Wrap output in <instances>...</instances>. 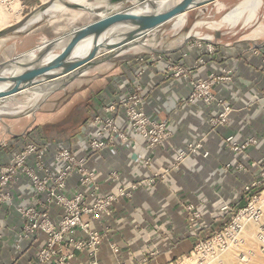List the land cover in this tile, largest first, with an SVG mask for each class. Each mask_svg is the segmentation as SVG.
Instances as JSON below:
<instances>
[{
  "label": "crops",
  "instance_id": "0c3cea01",
  "mask_svg": "<svg viewBox=\"0 0 264 264\" xmlns=\"http://www.w3.org/2000/svg\"><path fill=\"white\" fill-rule=\"evenodd\" d=\"M33 2L35 0H24V4L20 1L13 7L18 13V10L31 9ZM92 22H82L56 36L42 33L45 36L42 41L28 49L25 48L27 38L38 29L11 44L6 43L7 39L1 40L4 49L0 51V57L4 55V60L0 65L32 51L45 41ZM158 56H162L163 61L152 63L150 59ZM139 57H145L147 61L139 62ZM262 57L264 43L254 44L250 39H242L234 45L214 44L213 53L195 43L175 53L143 52L136 54L131 62L122 61L114 72L73 93L68 105H73L75 98L85 92L99 90L97 96L94 95V116L118 98L139 92L144 110L153 119L165 122L170 133L156 151H151L145 141L137 139L116 151L107 149L90 160L89 166L96 171L102 194L114 193L136 183L140 185L131 198H121L105 220L109 231L98 255L99 264L177 263L188 257L197 245L210 241L225 228L236 215L234 205L244 195L248 200L244 188L259 175L264 163ZM200 58L205 59L204 65L198 64ZM170 64L176 65V70L183 69L185 74L176 77ZM212 75L220 79L214 87V103L188 101L191 81L206 80ZM227 78L230 79L225 80ZM76 83L63 93H70ZM222 103L230 105L232 112L227 124L214 126L213 120L223 111ZM32 122L11 125L7 137L20 138L32 132L47 144L58 139H47L39 133L41 127L56 123L43 122L33 126ZM88 127L89 124L85 129ZM229 138H233L235 144H244L249 139H254L255 143L241 153L236 152L232 144L228 145ZM71 139L67 138L70 148H75L82 138L76 144ZM182 152L185 156L178 160ZM113 172L119 173L118 180L112 179ZM225 207L228 209L224 210ZM196 213L200 218L196 219ZM104 223L92 222V228L101 230ZM114 247L118 253L114 252ZM9 250L1 252L3 264L11 260ZM73 264H90L87 253L78 254Z\"/></svg>",
  "mask_w": 264,
  "mask_h": 264
},
{
  "label": "built area",
  "instance_id": "2783aa9c",
  "mask_svg": "<svg viewBox=\"0 0 264 264\" xmlns=\"http://www.w3.org/2000/svg\"><path fill=\"white\" fill-rule=\"evenodd\" d=\"M20 1L0 0V11L11 12ZM205 47L213 53L212 45ZM255 55L259 56V52L255 51ZM137 60L143 62L147 58L139 57ZM150 60L157 63L163 58L158 56ZM205 63L203 58L198 60L199 65ZM170 65L176 77L185 74L183 69L176 70V65ZM219 81L214 75L206 80L191 81L188 101L214 103V87ZM223 106L219 117L212 122L214 126H223L228 122L232 107L226 103ZM169 136L167 124L153 119L144 110L142 97L137 92L118 98L103 107L100 114L94 115L75 148L49 146L32 132L4 143L2 147L7 150L4 153L0 151V264L4 263L1 252L8 248L11 253L8 264H73L81 253H87L90 264H99L98 255L109 231L105 220L120 199L131 198L132 192L140 185L136 183L129 188H119L114 193L102 194L96 171L89 166L90 160L107 149L116 151V148L137 139L145 141L151 151H156ZM227 143L232 144L236 152L242 153L255 140L235 144L234 139L229 138ZM184 156L182 152L178 160ZM111 177L118 180L120 175L113 172ZM260 187H264V163L259 175L244 191ZM261 195L255 196L247 208L237 213L224 232L200 243L194 251L205 248L208 250L206 254L213 253L214 243L222 241V237H232L231 231L235 234L241 232L237 228L240 218L259 220L262 210L256 205L261 201ZM195 216L200 218L198 213ZM92 222L104 223L105 226L95 230ZM194 251L191 254L194 255ZM114 252L119 250L114 247Z\"/></svg>",
  "mask_w": 264,
  "mask_h": 264
},
{
  "label": "water",
  "instance_id": "95a60500",
  "mask_svg": "<svg viewBox=\"0 0 264 264\" xmlns=\"http://www.w3.org/2000/svg\"><path fill=\"white\" fill-rule=\"evenodd\" d=\"M54 1L63 3L65 9L83 11L98 19L1 64L0 110L10 109L24 97L29 101L36 98L45 101L51 95L66 91L72 83L98 67L123 60L136 48L166 54L152 49L148 41L172 22L221 0H88L97 4L95 8L68 0H53L52 3ZM47 7L48 4H43L39 9ZM33 15L1 30L0 41L15 34L28 35L30 30L25 26ZM189 39L191 37L181 48L170 53L184 49ZM14 109V112L0 113V120L19 119L33 111Z\"/></svg>",
  "mask_w": 264,
  "mask_h": 264
},
{
  "label": "rangeland",
  "instance_id": "374dc122",
  "mask_svg": "<svg viewBox=\"0 0 264 264\" xmlns=\"http://www.w3.org/2000/svg\"><path fill=\"white\" fill-rule=\"evenodd\" d=\"M43 1L44 2H42L41 0H35V3L33 2L30 4L29 8L31 9H24L20 15H18L17 11L14 12L16 10V7H13V13L12 15H10L9 19H6V14L9 13V11L5 12L1 10L0 29H9L10 27L24 21L29 15H35V13L43 4H48L49 6L53 0ZM242 1L243 0H221L217 4L206 6L204 9L192 11L187 14V16H185L187 22L184 26H182L183 28H180L179 26L175 27L177 20L172 22L167 28L163 29L150 39L152 40V43L150 42L149 46H151V48H153L154 50L170 53L171 51L178 50L179 48H181L188 40L186 39V37L190 33H193L191 35L192 37L195 34L197 35L194 36L196 38L191 37L187 45H193L194 43H199L204 47L206 45H212L214 47V44L217 43L221 45H234L236 42L242 39H250L254 42V44L258 45L262 44L264 43V0H262V5L259 9V13L257 16L258 19H256L251 24L247 25L241 21L238 25H232V23L225 19L226 15L231 12L236 6H238ZM21 2L22 4H24V0H21ZM97 19V16L91 15L83 11H73L69 9H64L62 12L52 17H47L40 23L30 27V29H28L30 30L29 34L33 31H36L37 29L38 32L27 38L28 42L25 44V48L28 49L32 46H36L38 42H40V40L42 41V39L45 37L42 35V33H47L50 36H56L57 34H60L67 29L81 24L82 22L90 20L96 21ZM203 22H206V24L197 26L198 23ZM39 29H41V31H39ZM22 37L25 36L15 34L12 37L7 38L8 41L6 43L11 44L14 41H18ZM206 37H211V41L206 40ZM202 39L206 40L207 42L199 41ZM3 49L4 42H0V51H2ZM139 49V51H131L126 54L123 60H119L117 61V63L105 64L100 67L97 71L92 72L87 78H81L77 80L75 87L68 94H64L63 91L58 92L54 95L49 96L45 101L43 98H36L37 100L34 99L29 101L28 98L24 97L20 99L19 103L16 102V105H11L10 109L20 108L23 109L25 112L30 110L33 111L30 115L25 116L27 117L26 120H21V118L13 120H0V151L5 152L7 148L2 147V145H4V143H9V141H11L12 139L10 137H7L8 127L17 124L18 122L26 123L27 121L32 122V120L33 126L40 125L43 122L56 123L53 126H44L40 128L41 132L39 133L47 139L52 140L53 138H58L53 143L48 144L49 146L53 147L66 145L67 147H70V143L67 138H73L70 140L72 143L77 142L79 139L82 138V134L84 132V129L86 128V125L90 123L93 113H95L96 111L94 109V95L97 96L99 90H95L97 93L90 91V93L87 94L85 92L83 96L80 95L78 96V98H75L73 105H68V103L72 99L73 93L78 91L80 92L83 89L87 88L86 85H92L94 81L97 80V78H102L106 74L114 72L123 64L122 61L126 60L127 62H131L136 54L149 52L148 50L142 49L140 47ZM2 60H4V55L0 57V62ZM24 125L26 126V124ZM33 130L34 129H32V131ZM86 131L87 130L85 129V132ZM260 200V202L264 201V192L261 195ZM255 221L257 225H260L262 233H258V240L253 241L251 239H241L242 241L238 244L237 240H235L234 238H231V240L222 237V241H217L218 246L220 245V248L225 247V245H222L224 242L228 243V241H231L233 242V249H240V251L237 252L238 255H235L234 264H264V212H262L261 218ZM231 222L232 219L227 223L223 230L221 229V232L215 235V237L224 232L230 226ZM239 234H241V232ZM239 234L234 233V235L237 236ZM203 249L204 250L201 251H194V255L191 254L189 258H184L180 260L179 263L183 262L184 264H206L204 259H202V256H206L205 252L208 250H206L205 248Z\"/></svg>",
  "mask_w": 264,
  "mask_h": 264
},
{
  "label": "bare ground",
  "instance_id": "6f19581e",
  "mask_svg": "<svg viewBox=\"0 0 264 264\" xmlns=\"http://www.w3.org/2000/svg\"><path fill=\"white\" fill-rule=\"evenodd\" d=\"M71 3H77L80 5H84L87 7L95 8L97 4L90 3L88 0H68ZM262 5V0H243L238 6H236L231 12H229L225 19L228 20L232 25H238L241 21L244 22V24H251L253 23L258 16L259 9ZM65 9V6L60 1H54L51 3L45 10H38L35 15H33L28 22L26 23L25 29H30L33 25H36L40 23L41 21L45 20L47 17H52L60 12H62ZM15 10L14 12H16ZM13 10L6 14V16L12 15ZM21 14V10H18V15ZM187 20L185 17H181L175 24L176 26H179L180 28L186 24ZM209 23V22H208ZM206 24L204 23H198L197 26ZM174 26V25H173ZM178 27V28H179ZM183 28V27H182ZM193 32V31H192ZM193 33H190L186 39L189 37H192ZM195 34V33H194ZM197 35V34H195ZM193 35L192 38H196ZM199 35V34H198ZM198 37V36H197ZM211 41V37H207ZM213 38V37H212ZM207 40V39H206ZM185 41V40H184ZM183 41V43H184ZM149 43V42H148ZM152 43V42H151ZM139 48H136L132 51H139ZM131 52V51H130ZM34 100V99H33ZM37 100V99H36ZM34 102V101H33ZM40 103V102H39ZM27 104V103H26ZM22 105V104H21ZM25 105V104H23ZM38 105V104H37ZM27 106V105H26ZM29 106V105H28ZM40 106V105H39ZM37 108V107H36ZM23 109L19 108V111ZM14 112V109H3L0 110V113H10ZM256 207H259L262 212H264V201L259 202ZM240 225L237 227L241 230V234L234 235V231H231V236L228 239L234 238L237 240V243L241 242V239H251L253 241L258 240V233H261L260 225L254 222L253 220H249L246 217L240 218ZM254 232V233H253ZM262 234V233H261ZM234 236V237H233ZM232 240V239H231ZM259 242V241H258ZM221 243V242H219ZM231 241H228L227 246L225 244V247L218 246V242L214 244L215 251L213 253H207L206 256H202V259H204L206 264H234L235 255H238L237 252L240 251V249L237 250V248H232ZM223 245V244H222ZM206 257V258H205Z\"/></svg>",
  "mask_w": 264,
  "mask_h": 264
},
{
  "label": "trees",
  "instance_id": "16d2710c",
  "mask_svg": "<svg viewBox=\"0 0 264 264\" xmlns=\"http://www.w3.org/2000/svg\"><path fill=\"white\" fill-rule=\"evenodd\" d=\"M264 192V187L260 188H251L249 192H246V195L248 196V200H245V195L243 196V199L237 204L234 205L235 214L239 213L241 210L247 208L249 203L252 201V199L255 196H260Z\"/></svg>",
  "mask_w": 264,
  "mask_h": 264
}]
</instances>
